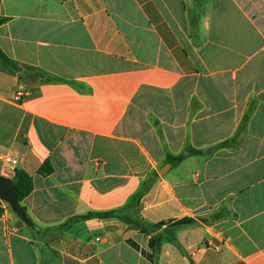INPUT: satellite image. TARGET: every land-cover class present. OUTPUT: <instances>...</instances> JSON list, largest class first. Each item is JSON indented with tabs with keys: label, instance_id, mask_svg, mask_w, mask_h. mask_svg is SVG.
Instances as JSON below:
<instances>
[{
	"label": "crops",
	"instance_id": "1",
	"mask_svg": "<svg viewBox=\"0 0 264 264\" xmlns=\"http://www.w3.org/2000/svg\"><path fill=\"white\" fill-rule=\"evenodd\" d=\"M0 50V264H264V0H0Z\"/></svg>",
	"mask_w": 264,
	"mask_h": 264
},
{
	"label": "trees",
	"instance_id": "2",
	"mask_svg": "<svg viewBox=\"0 0 264 264\" xmlns=\"http://www.w3.org/2000/svg\"><path fill=\"white\" fill-rule=\"evenodd\" d=\"M0 58L4 62H6L7 64L11 65L12 67H14V68L18 67L17 64L15 62H13L11 59H9L1 50H0ZM200 153H201V151H198L195 149H189L187 154L180 155V156L176 157L175 160L181 161L190 154H200ZM52 171H53V168H52L51 162H50V160H47L43 164V166L41 167L39 172L42 175H48V174L52 173ZM12 179H13L14 184H15V190H16L18 199H19L20 203H22V201L26 197H28L33 191L32 177L27 172H25L24 170L16 169L15 174H14ZM142 197H143V193H138L133 197V199L131 200L130 205H129V207L133 209V211H131V212H127L126 210H118V211H112V212H106V213H90V214L84 215V216H75V217L70 218L69 221L67 222V224L64 225V227H67L76 221L89 219V218L94 217V216L108 217V216H113V215L126 216L128 219L136 222V224L144 226L146 224V222H144L140 218L136 217V207L139 206V202H140ZM22 223L24 224V222H22ZM148 227L153 229L152 225L151 226L149 225ZM32 229H35V226H33Z\"/></svg>",
	"mask_w": 264,
	"mask_h": 264
},
{
	"label": "water",
	"instance_id": "3",
	"mask_svg": "<svg viewBox=\"0 0 264 264\" xmlns=\"http://www.w3.org/2000/svg\"><path fill=\"white\" fill-rule=\"evenodd\" d=\"M0 199L6 202L12 211L29 227H33L34 224L30 219L26 209L20 203L15 184L12 178L6 177L0 173Z\"/></svg>",
	"mask_w": 264,
	"mask_h": 264
},
{
	"label": "built area",
	"instance_id": "4",
	"mask_svg": "<svg viewBox=\"0 0 264 264\" xmlns=\"http://www.w3.org/2000/svg\"><path fill=\"white\" fill-rule=\"evenodd\" d=\"M22 96V93L21 92H18L17 94H16V98L17 99H19L20 97ZM7 161H11V159H7ZM15 164L17 163L16 161H13Z\"/></svg>",
	"mask_w": 264,
	"mask_h": 264
},
{
	"label": "rangeland",
	"instance_id": "5",
	"mask_svg": "<svg viewBox=\"0 0 264 264\" xmlns=\"http://www.w3.org/2000/svg\"><path fill=\"white\" fill-rule=\"evenodd\" d=\"M10 207V206H9ZM13 214H15V213H13ZM17 216V215H16Z\"/></svg>",
	"mask_w": 264,
	"mask_h": 264
}]
</instances>
